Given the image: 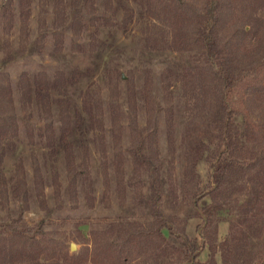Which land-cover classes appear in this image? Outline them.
<instances>
[{"label":"rangeland","instance_id":"rangeland-1","mask_svg":"<svg viewBox=\"0 0 264 264\" xmlns=\"http://www.w3.org/2000/svg\"><path fill=\"white\" fill-rule=\"evenodd\" d=\"M7 1L0 0V222L13 219L32 238L0 264H103L104 244L151 222L137 148L157 166L163 218L198 239L201 264H223L243 236L264 238V180L255 174L206 195L210 222L195 230L190 194L205 191L221 123L218 90L197 71L205 63L195 34L201 0H86L78 27L70 0ZM250 47L234 53L239 68L261 58ZM130 264H181V255L164 248Z\"/></svg>","mask_w":264,"mask_h":264},{"label":"trees","instance_id":"trees-1","mask_svg":"<svg viewBox=\"0 0 264 264\" xmlns=\"http://www.w3.org/2000/svg\"><path fill=\"white\" fill-rule=\"evenodd\" d=\"M85 1L70 0L69 12L75 27L81 24ZM187 7L194 14L198 12L193 4ZM200 9L201 19L195 34L201 43L205 63L197 71L218 90L221 123L219 141L210 152L205 191L197 193L198 190H194L190 194L195 217L200 221L195 229L197 234H201L210 222L214 208L202 202L206 195L219 190L237 175L249 178L255 174L259 181L264 180V19L258 16V12L264 10V0H201ZM247 44L261 58L258 63L239 68L234 63V53L245 52ZM256 104L261 106L258 112H255ZM237 118H240V126ZM131 154L149 174L151 222L140 229L126 226L124 234L104 244L101 248L103 264H130L145 252L159 251L161 254L164 248L177 251L181 264H201L197 261L202 250L198 239L188 238L183 229L169 224L162 216V188L152 158L144 156L139 148L133 149ZM164 230L168 237L163 234ZM29 238L32 235L17 227L15 220L0 222L3 261L27 249ZM223 264H264V238L253 244L247 236L241 237L232 250L223 253Z\"/></svg>","mask_w":264,"mask_h":264},{"label":"water","instance_id":"water-1","mask_svg":"<svg viewBox=\"0 0 264 264\" xmlns=\"http://www.w3.org/2000/svg\"><path fill=\"white\" fill-rule=\"evenodd\" d=\"M73 249H74V246L71 247V250H73Z\"/></svg>","mask_w":264,"mask_h":264}]
</instances>
